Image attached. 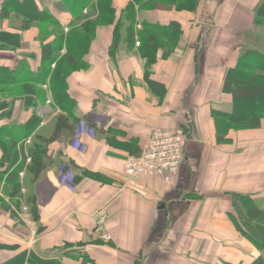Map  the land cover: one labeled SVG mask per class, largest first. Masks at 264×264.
Segmentation results:
<instances>
[{"label":"crops","instance_id":"obj_1","mask_svg":"<svg viewBox=\"0 0 264 264\" xmlns=\"http://www.w3.org/2000/svg\"><path fill=\"white\" fill-rule=\"evenodd\" d=\"M73 1L0 0V68L37 72L52 56L56 29L93 36L67 79L72 130L47 145L48 166L37 181L27 161L20 171L38 217H18L0 202V261L20 250L45 264H264V118L241 114L229 84L252 78L256 61L248 54L264 53V21L257 22L264 1L199 0L190 12L111 0L115 21L95 26L85 22L97 19L98 0L83 12ZM132 20L136 44L143 24L179 23L177 46L144 59L129 42ZM47 99H16L0 128L42 119L46 126L29 139L45 143L67 115ZM91 116L106 124H92ZM174 128L187 143L172 181L129 179L126 159L140 156L155 130ZM4 156L0 148V162Z\"/></svg>","mask_w":264,"mask_h":264},{"label":"trees","instance_id":"obj_2","mask_svg":"<svg viewBox=\"0 0 264 264\" xmlns=\"http://www.w3.org/2000/svg\"><path fill=\"white\" fill-rule=\"evenodd\" d=\"M153 1L164 7L167 6V8H175L176 11L190 12L196 11L199 2V0ZM73 2L75 5H80L81 12L91 5L90 0H74ZM135 2L138 3V0ZM262 8H264V3ZM263 10L261 11L264 12ZM97 11L99 13L97 19L95 21L88 19L85 24L87 23L89 26H95V24H102L106 20H110L111 22L115 21V12L112 8L111 0H98ZM263 18V15L258 14L257 22H263ZM32 23L33 21L28 20L22 29H30ZM120 25L121 23L118 22L117 27H120ZM134 29L135 20H132L129 42H132V44L135 45ZM54 33L57 37L55 44L50 49L52 56L37 72L34 73L25 68H22L20 71L0 68V121L9 118L12 113L13 103L16 99L23 97V95H34L39 101L45 99L47 92L43 89V86L48 80H50L54 106L67 113L66 116L61 115L58 117L54 132L48 141H45V143L37 141L27 150V153L25 151L26 142L33 136L39 127L40 122L37 118L33 117L32 121L25 126H3L0 128V148L5 151V156L0 162V168H3L6 165L8 166V169L6 168L5 170L0 171V184L6 179V182L14 187L15 193H18L20 190V180L18 177L19 172L26 166L27 155L33 161L32 165L28 167L29 172L33 175L34 180L37 181L41 173L48 166L47 160L49 159L47 157V145L59 139L62 133H67L73 128L71 120H73L75 104L68 95L67 79L81 65V57L87 52L88 47L93 40V36L83 33L82 30H74L68 35H65L62 31L58 32L56 29ZM180 36L181 28L177 22H172L167 27L147 23L143 24L142 31L138 33L140 51L143 58L150 60L151 57L155 56L159 49L165 50L164 55H168L169 50L166 52V47H169L171 51L174 50L179 42ZM119 39L120 33H118L116 29L114 33V41L110 49L111 56L115 54L118 48ZM65 48L66 54H62V51ZM75 55H78L80 59L76 60ZM248 56H251L252 59L256 61L254 70L264 74V53L261 54L259 51H251ZM53 66L55 67L53 68ZM260 76L261 77L253 76L250 79L243 78L240 80L235 78L233 82L229 83L231 86L234 85L235 98L239 103L248 102L251 103L252 106H255L252 111L248 112L251 119L264 118V77L262 74ZM21 157L23 163L18 169H12ZM32 202V204H35V199L32 200ZM31 212L35 218L38 217L36 207L33 205ZM12 251H17V255L4 261L1 260L0 264H45L40 258L28 251ZM62 256L68 257L69 254L62 252ZM48 263L57 264L53 262Z\"/></svg>","mask_w":264,"mask_h":264},{"label":"built area","instance_id":"obj_3","mask_svg":"<svg viewBox=\"0 0 264 264\" xmlns=\"http://www.w3.org/2000/svg\"><path fill=\"white\" fill-rule=\"evenodd\" d=\"M139 46L140 44L137 43ZM43 88L50 92L49 84ZM52 105L51 99L47 102ZM40 112L45 113L43 110ZM92 124L103 127L106 122L99 117H90ZM87 123L86 120H84ZM27 144L31 143L27 140ZM187 143V136L183 129H158L155 130L148 140L147 147L138 157H129L125 161L124 173L129 179H135L140 176H152L161 178L165 183H170L178 174L181 165L184 162V149ZM28 161H31L30 159ZM23 176L24 174L21 173ZM107 240L108 235H103Z\"/></svg>","mask_w":264,"mask_h":264},{"label":"rangeland","instance_id":"obj_4","mask_svg":"<svg viewBox=\"0 0 264 264\" xmlns=\"http://www.w3.org/2000/svg\"><path fill=\"white\" fill-rule=\"evenodd\" d=\"M62 54H63V51H62ZM261 74L264 77L263 73H260L257 70H253L252 76H257V75H261ZM48 107L51 108V106H48ZM238 107H239V112L241 114L248 113L249 111H252L255 108V106H252V104L248 103V102L247 103L246 102L245 103H239ZM38 114H39V117L40 116L44 117L43 118L44 122H46V120H48L47 119L48 117L45 116L43 114V112L38 111ZM58 116L59 115H57V117ZM40 122H41V124H40L39 127L42 128V127L46 126L45 125L46 123L42 124V122H43L42 119H40ZM35 134H36V132H35ZM44 137H45V134H44ZM32 144H33V141L31 139V143L28 144V147L33 146ZM32 163H33V161H31V162L27 161V167L31 166ZM27 174H31V173L27 171ZM23 176L21 175V172H19V177L18 178L20 179V190H19L18 193H15L14 187L10 186V184L8 182H6L7 181L6 179H4V181H2L1 184H0V202H1L2 206L4 208L8 209L9 211H11L12 213H14L18 217H19V213L20 212L29 213V214L31 213L32 214L31 208H32V205H34V204H32L33 203L32 202V200H33L32 198L33 197H31L30 192L27 191L28 189H26V187L22 184L23 180L25 179V177H23ZM26 185L29 186V184H26Z\"/></svg>","mask_w":264,"mask_h":264}]
</instances>
